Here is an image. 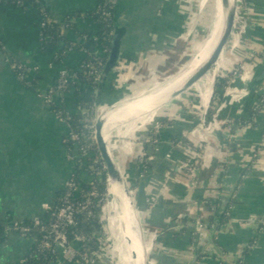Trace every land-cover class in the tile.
<instances>
[{
    "label": "crops",
    "instance_id": "1",
    "mask_svg": "<svg viewBox=\"0 0 264 264\" xmlns=\"http://www.w3.org/2000/svg\"><path fill=\"white\" fill-rule=\"evenodd\" d=\"M37 1L0 0V264H22L34 240L14 231L12 225L44 217V203L59 198L77 165L83 183L94 179L86 169L87 158L68 157V123L38 93L54 85L63 68L81 74V64L91 52L77 44L81 38L72 28L63 30L65 40L44 49V12L52 21L63 23L75 11L96 9L99 0ZM207 2L119 0L114 26L123 30L121 54L105 86V102L140 93L138 89L172 73L171 65L186 49ZM242 3L245 31L235 14L231 42L214 68L193 85L201 96L193 102L202 111L183 108L172 118L158 110L125 124L122 122L130 117L121 115L115 122L110 136L112 154L134 186L147 264H264V81L255 82L264 64V0ZM75 20L81 33L94 28L88 18ZM72 44L73 49L64 52ZM14 61L29 69L36 87L18 78ZM236 68L241 76H233ZM220 70L222 75L232 73V85L237 89L227 94L226 86L216 97ZM80 74L54 101L77 116L80 100L87 99L90 90L88 79ZM223 102L219 117L232 122V143L225 141L224 132L200 125L201 119H211ZM141 130L156 136L147 147L143 142L142 154L140 144L133 145L130 140L118 144L112 139H132ZM194 143H203V157L197 156L199 149ZM74 151L79 154L78 148ZM183 164L195 167L193 178L187 168L182 171ZM198 220L207 225L203 235L196 231ZM114 251L111 241L105 247L106 264L113 263ZM50 264L62 263L56 260Z\"/></svg>",
    "mask_w": 264,
    "mask_h": 264
},
{
    "label": "built area",
    "instance_id": "2",
    "mask_svg": "<svg viewBox=\"0 0 264 264\" xmlns=\"http://www.w3.org/2000/svg\"><path fill=\"white\" fill-rule=\"evenodd\" d=\"M17 1L21 2V0ZM118 1L119 0H108L106 4L98 5V9L101 10L106 17H111L112 13L110 7H116ZM243 10L244 5L242 0H237L236 17L239 16L237 23L239 26H242V30L244 32L246 20L244 18ZM54 22L55 21H52L48 14L44 12L42 22L43 28L45 29L47 25H52ZM73 47L74 44L66 47L64 52L73 49ZM110 49L111 47H103L101 54L89 52L88 58H86L81 64V71L86 79L98 84L106 62L104 61L103 54L108 55ZM252 57L256 60L261 59L258 55H252ZM13 66L16 69L18 78L23 82H29V69L23 63L18 61H14ZM239 69L240 68L234 69V77L241 76ZM79 74L80 73L76 71L63 68L59 72L56 83L50 86L47 91H39L38 94L43 96V98L51 104L55 101L56 95L72 87ZM233 76L228 80L226 85L227 94L230 89H237L236 86L232 85L234 79ZM224 105L225 102L220 103L216 107L211 119L207 120L206 117H203L200 125L224 132L225 141L227 143H232L234 141L232 122L228 119H221L219 117L220 111ZM79 109L80 111L78 117L82 123V127L75 126V123L73 122L74 115L68 113L63 107L60 110H55V112L59 118L65 119L68 123L69 130L67 136L65 137L68 157L76 158L79 155L78 157L81 160L89 157L93 153L94 148L97 146L95 131L96 120L94 118L97 107L95 103L90 105L88 102L82 101L79 104ZM153 140L155 141V138L151 133L146 137L145 141ZM194 144L195 147L199 149L197 156L203 157V143ZM75 148H78L79 154H75ZM99 162V157H96L94 161L88 165V168L94 171V178L96 179L102 173V170H105L103 160L101 161L103 164L102 169L96 166ZM180 168L182 171H185L184 169L187 168L188 176L190 178L194 177L196 171L194 166L183 164ZM76 177L77 173L74 172L66 181L63 195L55 202L44 203L43 207L46 211V215L44 217L35 218L31 220L29 224L24 223V221H18L11 227L14 231H17L24 236L32 237L34 244H36L39 249L44 252L53 253L55 255V259L59 260L62 264L95 263L99 258L98 256L101 249H104L102 244L104 245L105 235L103 236V240L101 241L99 248L91 250L88 244L91 241L92 236L83 232H77L73 229L77 224L78 215L83 216L85 219H95L99 217L100 221L104 220V209L107 204L106 196H100L96 185H92L90 190H82ZM98 207H101L99 208V211L96 210ZM195 226L197 233L199 235H203L207 226L206 223L202 220H198ZM33 230L37 231V235L32 233ZM70 233H73V239L70 238ZM218 255L223 256V253L219 252ZM150 261L153 263V259H150Z\"/></svg>",
    "mask_w": 264,
    "mask_h": 264
},
{
    "label": "bare ground",
    "instance_id": "3",
    "mask_svg": "<svg viewBox=\"0 0 264 264\" xmlns=\"http://www.w3.org/2000/svg\"><path fill=\"white\" fill-rule=\"evenodd\" d=\"M215 1V5L212 6L215 7L213 8L215 10L212 20L210 21L209 33L198 43L192 58L180 69V71L161 82H157L156 85L147 91L127 96L114 105L106 103L101 106L99 117L102 122L105 141L114 161L115 159L110 145V136L114 130L115 122L118 117L131 114L132 111L146 105L143 110L136 111L128 120L122 122V124H125L153 111H158L162 106L156 105L157 100L167 96L169 93L171 94L175 89L181 87L210 57L217 45L222 29L221 0ZM235 1L236 0H230V3L233 4ZM138 148H140V145ZM121 177L123 181L108 177V194L110 193L112 195L116 203V234H114V237H117L119 249L123 250L124 260L121 264H147V254L144 256L143 252L137 207L134 203L133 194L131 190H129V183H126L128 182L126 170L125 173H121Z\"/></svg>",
    "mask_w": 264,
    "mask_h": 264
},
{
    "label": "trees",
    "instance_id": "4",
    "mask_svg": "<svg viewBox=\"0 0 264 264\" xmlns=\"http://www.w3.org/2000/svg\"><path fill=\"white\" fill-rule=\"evenodd\" d=\"M17 1V0H16ZM108 0H99L98 5H104L107 3ZM38 3L41 1L38 0ZM115 8L116 7H110L112 16L106 17L101 10L96 9L83 12V11H75L73 14L70 15L69 19L64 21L63 23H52V25H47L45 27L44 31V39L42 41V46L44 49L53 48L55 47L58 42L65 40L63 30L65 28H72L74 29L77 34H79L81 40H77L78 45H84L86 46L91 53H100L103 47H111L112 46V38H113V31H114V16H115ZM77 17H83L88 18L91 20V23L94 25V28L91 32H79L76 24V18ZM92 25V26H93ZM107 54H103L104 61L107 59ZM88 58V57H87ZM80 78H85L84 75L80 74ZM232 77V73H226L224 75H220L217 77L215 82V88H214V96L218 97V95H222L224 93V89L228 83V80ZM24 83H27L30 86L36 87V81L31 79L28 81H25ZM87 86L89 87L88 97L87 99L82 98L80 102L86 101L90 105L95 103V89L97 88V83H93L90 80L86 81ZM51 106L54 110H60L62 107L58 104L52 102ZM73 122L75 123V126L82 127V123L77 115H74ZM152 136L156 138V136L152 133ZM147 142L145 144V147H147ZM99 152L97 149V146L94 148L93 153L86 157V161L89 163H92L96 157H99ZM100 162L98 167L100 169L103 168L102 160L99 157ZM86 169L93 173L94 171L86 167ZM80 165L76 166V173H77V181L80 184V187L82 190H90L92 188V185H96L98 188V191L100 193V196H107V188H106V179H107V172L106 170H102V173L98 176V178H94L89 183H83L82 180L79 177V171H80ZM94 182V183H93ZM63 191L60 192L59 197L63 195ZM101 207H98L96 209L99 211ZM24 223L29 224L30 221H24ZM108 228L107 222L104 220L100 221L99 217L95 219H85L83 216L78 215L77 216V224L73 228L77 232H83L90 236H92L91 241L89 242V247L91 250L98 249L101 241L103 240V236L106 234ZM34 235H37V231L33 230L32 232ZM70 238L73 239V233H70ZM56 261L55 255L53 253L44 252L41 249H39L36 244H34L33 248L30 250V252L27 253L25 259L23 260L22 264H50L52 262Z\"/></svg>",
    "mask_w": 264,
    "mask_h": 264
},
{
    "label": "water",
    "instance_id": "5",
    "mask_svg": "<svg viewBox=\"0 0 264 264\" xmlns=\"http://www.w3.org/2000/svg\"><path fill=\"white\" fill-rule=\"evenodd\" d=\"M222 4V29L221 35L217 42L216 47L211 53L208 60L205 64L192 76L190 77L181 87L175 89L171 94L169 93L167 96L158 99L156 105L163 106L171 102L177 96L182 95L188 89H190L198 80H200L204 75H206L209 71H211L215 64L218 62L220 55L224 52L226 45L228 44L229 38L231 36L234 23H235V14H236V3L231 4L230 0H221ZM123 38V30L120 27L115 26L113 31L112 38V46L110 52L107 56L104 68L102 70L100 79L97 84L96 90V99L95 105L103 106L106 104L104 100V89L108 83V79L115 71V68L120 60L121 54V43ZM264 81V64L259 71L258 75L255 77V82ZM117 102L108 103L111 105L116 104ZM103 126L100 117L98 116L95 123V131H96V141L97 148L101 159L104 162L105 170L107 172L108 177H113L118 179V181H123L121 177L120 170L118 169L115 161L112 159L108 145L105 141ZM149 135V131H144L143 135L140 138V146L143 145V142L146 140V137ZM129 190L130 186H129ZM134 199V198H133ZM135 203V202H134ZM136 206V204H135Z\"/></svg>",
    "mask_w": 264,
    "mask_h": 264
},
{
    "label": "rangeland",
    "instance_id": "6",
    "mask_svg": "<svg viewBox=\"0 0 264 264\" xmlns=\"http://www.w3.org/2000/svg\"><path fill=\"white\" fill-rule=\"evenodd\" d=\"M214 0H208L207 5L202 8V11L200 10L199 13V17H198V27H196V30L193 31L192 36L188 38V44L186 43V49H184V51L182 52V54L180 56H178V58L176 59V61L171 65V68L173 69V72L168 74V75H164L163 77H160V79L155 80L152 85L150 86H146L143 87L141 89H138L139 92H143V91H147L149 90L151 87H153L154 85H156L157 82H161L165 79H167L169 76L174 75L175 73H177L178 71H180V69L192 58L194 52H195V48H196V44L209 33V27H210V21L212 20V16L214 14V10L212 11V2ZM214 4V3H213ZM215 8V7H214ZM207 33V34H206ZM232 37L230 36L228 43L231 42ZM228 45V44H227ZM227 56L230 57L229 53H227ZM232 69V68H231ZM222 75V71L220 70L217 74V76ZM198 97L199 99L201 98L200 93L197 89L193 88V86L188 89L186 92H184L182 95L177 96L175 99H173L171 102H169L166 105H163L159 111L163 114V113H168L167 115H165L166 117H176L175 115L179 114V110L181 109H186L189 111H196V109L200 111H202V107L200 105H196L193 100ZM121 101V100H120ZM113 102H119L117 101H113ZM100 108L101 106L97 107V110L95 112L94 118L95 120L97 119V117L100 115ZM127 115H125L126 117ZM127 117H130V114H128ZM155 122V121H154ZM152 125V122L146 127V129L149 128V126ZM159 126V120L156 121L155 123V129ZM144 130H141L137 133V135L134 138H122L120 136H114L112 139L114 142H118V144L125 140L131 141V144L133 145H137L140 143V138L143 135ZM111 145V142H110ZM140 151L141 154L143 153V145L140 146ZM98 149V148H97ZM99 152V151H98ZM140 154V155H141ZM99 157H101L99 155ZM106 183V188H107V204L105 205V213H104V220L107 222L108 224V228L105 234V240H104V245L102 244L104 249H101L100 253H99V258L98 260L103 262V264L106 262L104 261V255H105V247L108 246V243L112 241V243L115 242V251L113 252V263L112 264H121L122 261L124 260L123 257V250H120L118 247V242H117V237H114V234L112 233L113 230H115L116 226L113 225L115 223V215H116V203L112 197V195L109 193L108 194V175H107V179L105 181ZM128 183V182H126ZM131 192L133 194L134 190V186L132 185V183L130 182L129 185ZM134 196V194H133ZM103 220V221H104ZM114 226V229L113 227ZM116 234V230L114 231ZM144 232V231H143ZM113 234V235H112ZM114 239V240H113ZM118 250V251H117ZM103 256V257H102ZM151 257V256H150ZM103 259V260H102ZM152 259V258H151Z\"/></svg>",
    "mask_w": 264,
    "mask_h": 264
}]
</instances>
